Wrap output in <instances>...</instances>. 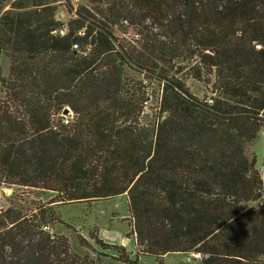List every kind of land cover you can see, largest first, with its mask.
<instances>
[{"label": "trees", "instance_id": "trees-1", "mask_svg": "<svg viewBox=\"0 0 264 264\" xmlns=\"http://www.w3.org/2000/svg\"><path fill=\"white\" fill-rule=\"evenodd\" d=\"M53 4L0 0V190L53 195L8 198L0 264H68L61 206L120 196L137 257L264 264V0H88L66 22Z\"/></svg>", "mask_w": 264, "mask_h": 264}, {"label": "rangeland", "instance_id": "rangeland-1", "mask_svg": "<svg viewBox=\"0 0 264 264\" xmlns=\"http://www.w3.org/2000/svg\"><path fill=\"white\" fill-rule=\"evenodd\" d=\"M58 8L59 19L66 22L71 18L68 10H77L88 4V0H50ZM7 8L9 5H6ZM3 76L8 75L9 63L2 60ZM139 80L143 78L138 76ZM190 92L198 97L211 96L204 85L191 79L184 80ZM146 98L150 99L148 107L156 113L158 121L159 106L156 98L163 92L164 86L157 81L144 82ZM257 159V167L264 179V133L256 144L250 148V156ZM13 196L11 197V195ZM25 195L28 202L47 203L53 195L41 190H23L16 187L0 190V199L4 206L8 205V198L16 200ZM55 200V204H59ZM62 221L54 227L53 232L65 242L77 263L71 264H199L200 259L183 254H169L161 259L136 256V236L133 234V220L131 219L128 201L125 196L100 200L95 202L76 203L61 206ZM59 210V208H58Z\"/></svg>", "mask_w": 264, "mask_h": 264}, {"label": "built area", "instance_id": "built-area-1", "mask_svg": "<svg viewBox=\"0 0 264 264\" xmlns=\"http://www.w3.org/2000/svg\"><path fill=\"white\" fill-rule=\"evenodd\" d=\"M75 12H76V10H73V11H72V13H71V18L75 16ZM66 32H67L66 29H65V28H62V29L59 31V35H60V36H65ZM80 35H82V33H80ZM73 48H74V49H78V46H77V45H74ZM208 103L211 104L212 101L209 100ZM69 123H70V119H68V118H64V117H63L62 124H63V125H69ZM2 210H5V206H4L3 202H2L1 199H0V211H2ZM193 257H194V258H197V259H200V258H201V256L198 255V254H193Z\"/></svg>", "mask_w": 264, "mask_h": 264}, {"label": "water", "instance_id": "water-1", "mask_svg": "<svg viewBox=\"0 0 264 264\" xmlns=\"http://www.w3.org/2000/svg\"><path fill=\"white\" fill-rule=\"evenodd\" d=\"M2 84L0 82V88H1ZM62 117L64 118H68V119H73L74 115L72 113V111L70 110L69 107H66V109L64 110Z\"/></svg>", "mask_w": 264, "mask_h": 264}]
</instances>
